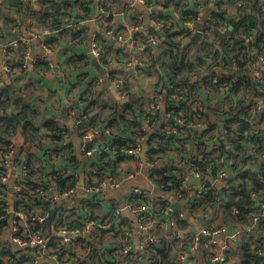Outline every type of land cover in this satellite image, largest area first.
Instances as JSON below:
<instances>
[{
  "label": "crops",
  "instance_id": "obj_1",
  "mask_svg": "<svg viewBox=\"0 0 264 264\" xmlns=\"http://www.w3.org/2000/svg\"><path fill=\"white\" fill-rule=\"evenodd\" d=\"M58 1H60V4L56 6L58 11L54 12L52 9L46 10L49 12L48 14L57 17L59 20L58 24L54 27H51L48 22L44 23L40 20L42 12L45 11L42 2H46V0H36L33 4L28 3L29 5L26 7L21 5L18 8L12 7L10 9V11L21 15L18 27L19 33L22 32L24 36H26L27 28L30 26L36 28L35 30L51 28L53 31L61 27V30H57L56 34L54 33L48 40L39 37L32 41V56L44 55L47 62L39 61L37 70L34 73L19 72V75L16 77L5 73L0 62V125L2 124L1 120L22 114L27 118H32L31 121L37 127L40 136L36 140H29L25 137L30 131V127L25 126L23 129V124L21 123L29 119L26 121L23 119L19 127L12 134H9L4 127H1L0 152L4 151L9 144L16 146L36 144L38 146L37 151L28 157L30 167L28 179L30 181L26 185L30 188H35L41 184H50L54 175L53 173L58 167L62 168L63 173L67 175L66 177L75 174L73 178L76 181H72V184L76 183L77 186L68 198L64 197L62 192L70 185L72 187V184L65 183L62 188L54 191L55 202L53 203L54 205H51L50 219L44 225V235L48 236L53 232L55 218H58L62 213L60 210L64 211L65 221L69 222L70 226H76L80 216L83 215L90 216L99 221L106 220L105 223L109 226L105 230L91 237V239L86 236L90 251L86 256L83 250H87V247H83L79 251V257L84 262L83 264H155L158 256L155 251H150L147 254L137 251L141 233L139 231L130 232L128 229L121 227L118 229L117 220H112L111 217L116 210H118V221L123 218L128 219L133 217L126 209V204L129 200L131 189L134 187L147 190L151 192L153 197L160 200L159 202L151 203L149 200L137 198L143 205L153 211L155 219L161 216L162 208L166 205L178 226L180 225V220L185 221V217H188L186 221L188 223L187 227L197 230L201 227V215H204V221L212 225L213 229H223L227 228V226L232 228L239 225L231 226L221 223L219 215L216 214L218 212L217 209L220 207V202L213 207L209 206L204 209L200 206L194 207L195 204L194 206L191 205L190 201L194 200L195 196H180L185 186L197 184L199 181H204L205 184H208L211 182L212 177L216 175L214 169H211L200 178L201 180L196 179L190 169L194 166L192 164L198 163L197 157L201 158L200 163H203L202 160L204 159L214 161L221 156H227L226 154H220L217 150L218 145L215 149L213 148L216 142L219 144L215 140L216 134L219 133L218 130L221 129L223 124L225 126L227 124L226 121L229 119L228 115L219 116L218 114L224 110H228L230 104L228 99L216 94L213 88L205 83V79L208 76L212 74H216L217 76L223 75L225 74V70L219 68L201 70L202 63L196 68L195 73L188 75V80L193 84L191 87L193 89L188 88L190 95L186 98L189 102L185 103L188 106L192 105L191 108L198 106V109L203 114V126L201 123L200 128L194 130L195 136L202 137L200 134L207 131V129L213 131L204 140L197 141L192 137L181 138V130V135L175 134L176 140L164 143L161 141V138L157 137L161 133L160 129L154 131L156 124L162 120L159 114L155 120V127L147 128L145 130L146 137L141 140L137 132L138 126L141 125L142 117L144 114L149 113L152 104H159L165 107L163 98L166 96L168 84L172 82L169 79L171 77H168L164 58L159 55L161 51L160 46L166 45L153 44L146 40L148 32L153 28V25L149 18H145L141 28L144 36L139 38L137 45L142 48L133 49L132 52V54L136 55L137 53L140 56L142 64L126 68L123 63L129 60V55L127 54L129 51L128 45L106 37L102 28L111 27L118 30L124 27V25L129 26L133 21L131 14L126 12L124 14L113 15L100 23L95 21L87 22L83 24L84 30L78 33L66 25L73 21H79L84 14V17L95 16L98 0H91L92 2L88 3L89 11H86L87 13L79 4L82 0H68L69 5L67 8L64 7V9L61 4L62 0ZM261 1L243 0L246 11L252 15L254 21L252 42H255L256 34L260 33L262 36L261 43H264V12L258 8V4ZM105 2L109 10L118 13L125 7L126 0H105ZM172 2L173 0H149V3L146 1V4L151 6L154 14L161 15V19L167 23L160 34L163 36L164 30L170 27L171 31L176 33L172 38L177 40L179 36L177 32L181 30L184 23H179V15L176 14L175 4H172ZM236 2L237 0H208V3L203 8V12L201 11V14H199V18L202 15H206L207 12L218 9L223 10L228 16L235 12L237 13ZM6 4L2 3V9H4ZM1 10L0 28L3 32H6L9 27L16 25V22L11 17L5 18ZM151 10L146 12L145 15L150 14ZM173 28L174 30H172ZM227 30L231 32L233 27L228 26ZM96 36L99 39L98 45L102 54L101 59L97 60L99 66L105 69L106 74H111L116 81L104 79L102 77L104 75L100 74L96 69L89 56V42ZM189 38L190 36L187 39ZM202 40L190 42L186 40V45L191 43L189 48H187V54L189 53L188 55H191L193 58L197 57V53L200 52L199 46H194L193 42H201ZM46 42L49 48L47 53L42 49V44ZM258 50L259 48L253 47L250 53L253 54V59L248 67V72L253 78H255V73L262 71ZM22 51V46H18L11 53L13 57L16 55L14 57L16 69H18L17 61L21 59V53L19 52ZM217 56L226 55L221 50V52H217ZM30 65L32 64L30 63ZM122 71L129 72L132 75L131 77L127 76V78H124L128 96L127 100H122L118 95V72L121 73ZM99 78H102V89L97 83ZM228 93L233 98L234 93L231 91H228ZM262 93L264 94V90ZM194 96L197 97L192 104ZM257 100L260 105L259 110H261L264 99L259 96ZM80 103L90 110V118L93 117L95 121L92 127L96 129L97 135L92 143H95L100 150L105 151V153L96 158H84L80 153L82 139L76 123ZM260 114L252 116V121L256 123L260 122ZM119 116H122L124 119L130 118L134 122L125 123L124 119H119ZM224 116H228V119L221 121L222 126H219L218 121ZM47 122L64 129L61 134L56 135L57 138H54L52 133L46 130L44 124ZM162 126H164L163 120ZM152 128L154 132L151 131ZM151 137L152 139L149 140ZM211 137L213 139H210ZM208 138L209 140H207ZM116 139L126 141V144L131 142L132 145L139 148V152L134 155L125 156L118 154V151L112 146L113 143H111V140ZM220 140H224V143L229 144L223 137H220ZM4 141H7V143L3 144ZM57 143L66 145L72 156L70 157V162L57 160L49 155L46 156V151H53ZM229 152L232 154L236 150H229ZM148 158L149 160L158 159L156 169H151L145 165ZM226 158L225 161L231 164L228 165V180L236 177L240 169L250 172L264 171V167H262L264 160L261 161L259 155L250 151H248L242 162L239 163L240 157L234 160L232 157ZM200 165L202 164H197L196 166ZM159 168L170 170L172 175L180 181V186L177 190L170 189L172 187L170 182L165 187L167 188L166 191H163L164 187L160 188V185L155 181L156 171ZM11 174L13 177L6 183V189L13 207L16 203L15 196L12 194L13 178L15 175L13 168ZM101 179L106 180V182L118 183L119 181V185L114 188L108 186L95 196H87L80 188L86 183L93 184ZM228 180L224 179L220 181V184H218L220 186L215 189L225 187ZM182 182H184L183 186ZM30 192L28 195L30 206L32 209L37 210V207L42 205V203L39 201V197L35 198L34 191ZM258 195L257 199L260 196L263 197L264 193H259ZM177 204L183 205V207H179ZM158 232L160 235L159 243L164 242L165 244H169L171 254L173 255V262L176 251L183 249V247L177 241L170 239L160 231ZM258 233H264V230H258ZM244 236L246 235H243L239 240L226 241L221 236L212 235L208 236L206 240L213 239L215 253H221L230 262L238 264L240 261L239 247ZM4 239L6 240V238ZM6 242L8 249L5 251L4 249L0 250V254L7 256L5 264H21L20 261L16 260V255L20 257L21 251L13 243H9L7 240ZM122 255L127 256L122 257ZM262 256L263 260L259 263L264 264V255ZM46 259L41 255L39 260L42 264H47L49 260L47 261ZM48 263L50 264V261ZM185 264L212 263L209 262L203 248H199Z\"/></svg>",
  "mask_w": 264,
  "mask_h": 264
},
{
  "label": "built area",
  "instance_id": "obj_2",
  "mask_svg": "<svg viewBox=\"0 0 264 264\" xmlns=\"http://www.w3.org/2000/svg\"><path fill=\"white\" fill-rule=\"evenodd\" d=\"M23 5L26 7L28 3H35L36 0H22ZM38 1V0H37ZM83 1V0H82ZM183 1V0H182ZM194 1V0H193ZM6 0H0V10L2 9V3H5ZM175 2H180V0H173L172 4ZM27 3V4H26ZM79 3V1H77ZM44 4V10L48 7V3L42 2ZM194 5V2L191 3ZM244 7L243 1L236 2V8ZM258 8L264 12V0L258 4ZM96 16H88L83 17L79 21H73L67 24V27L72 28V30L82 31L83 24L91 21L95 22H103V20H107L109 17L118 14L128 13L133 17V21L129 26L124 25V27L115 30L111 27H103L102 30L106 37H109L116 42L125 43L128 46V55L129 60L123 63L124 67H134L140 66L142 64L140 56L132 54L133 49L142 48L141 46H137L139 43L141 28L143 26V21L145 18H149L152 25L153 30H149L148 36L146 40L153 44H167L169 39L160 34L162 33V29L167 24L163 19L158 18L154 13L150 12V14H146L151 10V6H148L144 0H126L125 7L120 12H112L107 8V4L105 0H98L96 6ZM201 10V9H199ZM202 11V10H201ZM3 12L4 17H11L16 25L9 27L6 32H3L0 28V62L3 66V70L5 73L10 74L12 77H16L19 75V72L22 73H34L37 70V64L39 61L47 62L46 56H32L31 47L32 41L36 38L43 37L47 40L56 34V31L49 29H38L30 26L27 28L26 36L23 33H19V19H21V15L19 13H14L4 7L1 10ZM11 14H10V13ZM176 14L177 10L175 11ZM197 20L201 21V18L197 17ZM1 23V18H0ZM1 27V26H0ZM182 34L179 36V41L185 43L189 36H192L196 32L201 33V39L206 40L210 31L202 30L198 28L194 21H188L183 24ZM228 27H224L222 31L224 32L225 38H229L231 33L227 30ZM7 33V34H6ZM253 40L251 35L245 36L243 38L245 48L248 46ZM98 37H94L89 42V51L97 58L99 61L102 57L99 45ZM18 46H22L23 51L21 53V59L17 61L18 69H16L14 57L11 56V53L14 52ZM261 49L259 52V60L261 62L262 71L259 73H255V79H260L264 74V43H261ZM168 47V46H160ZM42 49L44 52H48V43L42 44ZM218 52H221V47L216 46ZM18 53V51H16ZM251 53V50H250ZM225 54V53H224ZM226 55V54H225ZM17 60V58H16ZM30 63L32 65H30ZM201 70H207L210 68H219L224 69L225 74L213 77L210 79V87L213 88V91L223 96L225 99H228V102L235 107V114L238 119H243L244 121L250 120L252 126V131L259 135L264 132V102L260 105L256 99L249 98L248 95H245L242 99L240 98V91H234L230 84V80L233 78L235 71L237 70V63L235 61L234 56H214L213 53H210L203 64L201 65ZM131 77L132 75L129 72L122 71L118 72V95L122 98V100H127V91L126 85L124 84V78ZM104 79L113 80L114 77L111 74H104ZM99 87L102 89V78L97 80ZM189 82H187L188 84ZM189 89L187 86L183 84L181 80L172 81L168 84L167 92H169L168 97L171 103V107L179 104V101L189 102L186 98L190 95L188 92ZM228 91H231L233 94V98L230 97ZM166 92V93H167ZM212 93V92H211ZM213 95V94H212ZM194 96L193 102L195 101ZM241 101L245 102V106H248V109H242L243 104H239ZM190 107L192 105H189ZM161 105L152 104L148 114H144L141 119V125L138 126L137 135L141 137V140L146 137L145 130L147 128L155 127L154 115H158L161 110ZM198 106L195 108H191L193 111H201L198 109ZM260 111V113H258ZM248 112V115L246 113ZM90 110L84 105L80 103L76 123L78 125V130L81 135L82 144L80 146V153L84 158H96L99 157L105 151L100 150V148L93 142L95 136L97 135L96 129L89 124ZM260 114L261 120L256 123L251 119L252 116ZM183 112L179 111L175 113L173 109L166 111L163 115L164 126L160 127V134L162 135H181L180 131L182 130L181 138L192 137L197 141H202L200 136H195V129L200 128L201 123L203 126V122L201 116L194 112L191 114L190 118L182 117ZM234 124V123H233ZM236 126V124H234ZM226 127L229 125L223 124L221 129H219V135L216 134L215 138L223 137L227 134ZM151 129V131L153 130ZM203 131V130H201ZM154 132V131H152ZM200 134V133H199ZM246 131L244 132V135ZM201 135V134H200ZM218 143L214 145L215 149ZM38 149L36 144L26 145H13L9 144L4 151L0 152V250L8 249L7 242L13 243L20 251L21 256L18 257L16 255V260L20 261L21 264H42L40 256L43 255L46 260L53 259L56 264H83L84 262L80 260L79 251L82 250L83 247H87V250H83L86 254H89V245L87 244V238H90L98 235L101 231L105 230L109 225L105 223V221L95 220L90 216H80L78 220V224L76 226H70L69 222L65 221L64 211L60 210L62 213L58 218H55V228L53 232L46 236L43 233L44 225L50 219V211L51 205H54V191L59 190L66 183L72 184V181H76L72 174L69 177H66L62 171L61 167H58L54 171V175L52 177V182L48 185H37L35 188H30L26 184L30 181L28 179L30 167L28 164V157L33 155ZM246 151H248L259 155L261 161L264 160V148H257L254 144L249 143L246 145ZM139 152V148L132 145L131 142L127 143L125 146L118 147V154L121 155H134ZM238 152H233L227 156H221L217 160H202L203 163H200L201 158L197 157L198 163L192 164L194 166L191 167L192 174L196 179L202 178L208 170L214 169L216 175L212 177L211 182L205 184L204 181H199L197 184H190L185 186L180 194L181 197L187 196H202L206 193L209 188H216L214 186L215 182L222 181L224 179L229 178L228 175V165L225 159L226 157H232V159H237L235 156ZM51 156L56 158L57 160H63L64 162H70L71 154L67 149L66 145L57 143L53 151L47 150L46 156ZM158 159L149 160L146 159L145 165L150 167L151 169L157 168ZM197 164H202L200 166H196ZM12 168L15 170L14 175V183L12 194H14V198L16 199L15 205L12 207L11 201L8 198V191L6 189V183L13 177L11 174ZM63 180V181H61ZM201 180V179H200ZM184 181V180H183ZM119 185V181L117 182H106V180L101 179L100 181L89 184H84L81 190L87 196H95L100 193L104 188L110 186L112 188ZM184 182H182V186ZM76 183L64 189L62 195L68 198L74 189H76ZM30 191H34L35 198L39 197L42 203L38 209L34 210L30 206L29 193ZM260 192H252L251 197L254 200L253 203L249 206L251 208V212L249 214L248 221L242 224H239L235 227L230 228H219L213 229L212 225L207 224L204 219V215L200 216L202 223L200 224V228L196 231L191 230L189 227L182 228L175 223L174 218L169 213L168 206L164 205L162 208V214L158 219L154 218L153 211L147 206L143 205L142 202L137 199H145L149 200L151 203L159 202L158 198H155L151 195V192L147 190H142L138 187H134L131 189L129 194V200L126 204V209L128 212L133 215L132 218H123L118 221V210L114 211L112 214V220H117L118 229L125 228L130 232L139 231L141 236L138 241L137 251L146 254L150 248L153 246H157L159 244L160 235L159 232L168 236L170 239L177 241L180 246L183 247L181 250H177L174 255V264H185L186 261L193 256V254L199 249L200 242V234H204L207 236L218 235L224 238L226 241L229 240H239L243 235H256L258 230H264V196H259ZM47 204V205H46ZM6 238V240L4 239ZM4 242V243H3ZM124 247V246H123ZM203 250L205 251L207 258L212 264H234L229 261V259L222 255L221 253H215V243L213 239H208L204 241L202 244ZM11 251V250H10ZM259 254L264 255V251L260 250ZM127 255H122V257H126ZM6 258L4 254H0V264L6 263ZM18 263L17 261H15ZM49 262V261H48ZM47 262V264H49ZM261 264V263H259Z\"/></svg>",
  "mask_w": 264,
  "mask_h": 264
},
{
  "label": "trees",
  "instance_id": "obj_3",
  "mask_svg": "<svg viewBox=\"0 0 264 264\" xmlns=\"http://www.w3.org/2000/svg\"><path fill=\"white\" fill-rule=\"evenodd\" d=\"M146 1L147 3H149V0ZM67 2L69 5L68 0L61 1L63 8L64 4ZM91 2V0H83L81 2L80 5L82 6V8H84L85 12L89 11L88 3ZM192 2H194V5L191 4ZM46 3H48L49 9H52L54 12L58 11L56 6L60 4V1L46 0ZM207 3L208 0H180L179 3H174L179 15L180 24H182V22L185 23L188 21H194L198 28H201L202 30H208L210 31V33L207 36L206 40H202L201 42H193L194 46H199L198 49L200 50V52L196 55L197 57L193 58L191 55L187 54V48H189L191 43L186 45L185 43L179 41V36L182 34V28L177 32L179 35H177V40L172 38L176 33L172 32L170 27L164 30V37L169 39L168 43L165 44L168 47H162L159 55L164 58V65L166 63L168 77H171L169 78L170 81L181 80L183 84L187 86V88L192 90L193 88L191 87L193 86V84L189 82L188 75L196 72V68L204 62V58L208 54L213 53L214 56H216L218 52L216 46H220L222 52H224L227 57L234 56L237 63L235 76L230 80L232 89L234 91H240L241 99L245 95H248L251 99H256L259 96L264 99V94L262 93V91L264 90V74L262 78L255 79L248 72V67L253 59V54H250V50L253 47L261 49L262 46L260 45L262 36L260 33L256 34L255 42H251L248 46H246V48L243 41V38L245 36H252V28L254 26L252 15H250L246 11L245 7H242L240 9L237 8V13L235 12L230 16L226 15L223 10L218 9L216 11L207 12L206 15H202L200 17L201 21L197 20V17H199V14H201V10L203 12V8ZM5 4V7L7 9H11L12 7L18 8L24 3L22 0H6ZM46 10L47 8L44 12H42L40 20L44 23L48 22L51 27H54L58 24L59 20L57 17H53L52 15L48 14L49 12H47ZM155 15L160 19L162 18V16L159 14ZM84 16L85 14L81 16V18ZM225 26L233 27V30L230 32L231 35L228 39L225 38L224 32L222 31ZM49 30L53 29L50 28ZM172 30H174V28ZM75 31L80 33L79 30ZM139 36L143 37L144 35L141 32ZM216 76V74L208 76L205 79V83L210 86V79ZM187 82L189 83L187 84ZM168 94L169 92H167L165 94L166 96H164L163 98V102L166 106V111H169L171 109H173L175 113L182 111L183 118H190L191 114L196 112L201 116V119L203 118V114L201 111L191 110V107L186 105V103L183 101H179V104L171 107ZM239 104H243L242 109H248V106H245L244 101H241ZM234 111L235 107L230 104L228 110H224L223 112L218 114L219 116H229V119L226 121L229 127H226L227 134L224 138L229 142V144L224 143V140L221 141L220 137L215 138V140L219 142L217 150L220 152V154L229 155L231 153L229 152V150H236L238 154L235 157H240L238 160L239 163L242 162L244 157H246V155L248 154L246 151L247 144L252 143L257 148H259V150L264 148V132L256 135L252 131V124L250 120L248 119L247 121H244L243 119H238ZM258 113H260V111ZM246 115L249 116L248 112L246 113ZM153 117L154 119H156L157 114ZM23 119H25V121L27 119L29 120L21 123ZM119 119L124 118L122 116H119ZM31 120L32 118H27L22 114H18L12 116L9 119L1 120L2 124L0 125V128L4 127L5 130L9 132V134H12L16 131L21 123L23 124V129L25 128V126L30 127V131L25 135V137L29 140H36L40 136L38 134L37 127H35ZM124 121L125 123L134 122L130 120V118L124 119ZM94 122L95 121L93 120V117H89V124L93 125ZM233 123L236 124V126H234ZM44 126L46 127V130L52 133V136L54 138H57L56 135L61 134L64 130L50 122L45 123ZM245 131L246 134L244 135ZM23 132L26 133L25 131ZM144 132L146 134V131ZM212 132L213 131H211L210 129H207V131L201 134V139L204 140L205 137ZM157 137L159 139L161 138V141H163L164 143L166 141L171 142L177 139V137L173 134L167 136L159 134ZM151 139L152 137L149 138V140ZM210 139L213 138L211 137ZM207 140H209V138ZM5 143H7V141H4L3 144ZM111 143H113L112 146H114V149L118 151V147L125 146L126 141L116 139L111 140ZM262 167H264V162ZM156 172L157 173L155 181L156 183H158V185H160V188L164 187L163 191H166L167 188L165 187H167L166 185L168 182L172 184V187L170 188L171 190H177L179 188L180 181L172 175V172H170V170L159 168ZM254 191L264 193V171L250 172L248 170L240 169L236 177L227 181V185L225 187L221 189L209 188L205 194H203L201 197L199 196L194 198V200L192 199L190 203L192 206H194L195 204L194 207L200 206L201 208L205 209V207H213L215 204L220 202V207L219 209H217L218 212L216 214L219 215L221 223L232 226L248 221L249 214L251 212V208H249V206L253 202L251 193ZM187 219L188 217H185V221L180 220L179 226L182 228L187 227ZM160 243L157 246H153L152 248H150L148 252L155 251V253L158 254L157 260H155V264H172L173 255L171 254L169 244H165L164 242L161 244ZM239 249L240 261L238 264H258L263 260V256L259 254V251H264V233L244 236L241 240Z\"/></svg>",
  "mask_w": 264,
  "mask_h": 264
},
{
  "label": "water",
  "instance_id": "obj_4",
  "mask_svg": "<svg viewBox=\"0 0 264 264\" xmlns=\"http://www.w3.org/2000/svg\"><path fill=\"white\" fill-rule=\"evenodd\" d=\"M151 12L154 13V10H151ZM95 16H96V14H95ZM200 39H201V33L200 32H196L192 36H190V38L188 39V42L193 41V40H200ZM89 56H90V58H91V60H92V62L94 64V66L96 67V69L100 72V74L104 75L105 69L104 68H101L99 66V63H98L96 57L91 52L89 53ZM164 113H165V107L162 105L161 110L159 111V115H160V118L162 120H163ZM226 119H228V116L221 117L220 120L218 121V125L219 126H222L221 121H224ZM162 120H160L156 124V128L154 129V131H158L160 129V127L162 126ZM218 184H220V181L219 182H215L214 186L217 188V187L220 186ZM177 206L183 207V205H179V204H177ZM191 229L192 230H195V228H191ZM199 237H200L199 248H201L202 247V244L208 238V236L207 235H204V234H200ZM49 261H50V264H56L55 260H53V259H50Z\"/></svg>",
  "mask_w": 264,
  "mask_h": 264
},
{
  "label": "rangeland",
  "instance_id": "obj_5",
  "mask_svg": "<svg viewBox=\"0 0 264 264\" xmlns=\"http://www.w3.org/2000/svg\"><path fill=\"white\" fill-rule=\"evenodd\" d=\"M237 1H242V0H237ZM81 4V3H79ZM64 7L67 8L68 7V2L64 4ZM64 9V8H63ZM189 54V53H188Z\"/></svg>",
  "mask_w": 264,
  "mask_h": 264
}]
</instances>
